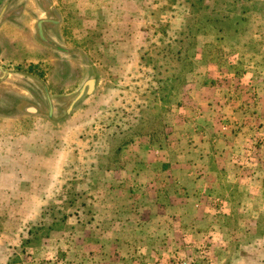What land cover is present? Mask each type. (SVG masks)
I'll list each match as a JSON object with an SVG mask.
<instances>
[{"label":"rangeland","instance_id":"obj_1","mask_svg":"<svg viewBox=\"0 0 264 264\" xmlns=\"http://www.w3.org/2000/svg\"><path fill=\"white\" fill-rule=\"evenodd\" d=\"M50 2L66 51L0 83V264H264V0Z\"/></svg>","mask_w":264,"mask_h":264},{"label":"crops","instance_id":"obj_2","mask_svg":"<svg viewBox=\"0 0 264 264\" xmlns=\"http://www.w3.org/2000/svg\"><path fill=\"white\" fill-rule=\"evenodd\" d=\"M31 7L34 9V4H31ZM36 11H40V9H36ZM38 18L45 17L40 15ZM35 21L36 17L24 12L18 17L11 16L6 22L3 21L0 24V63L4 65L3 69H5L3 75L0 74V83L6 81L5 78L11 75V65H16L20 58L32 60L31 54L36 49L44 51L45 55L50 52L55 54L57 50L66 51L57 45L55 37L48 32L45 34L50 41L42 39L43 37L41 38L37 32L35 34L34 32L37 30L34 25ZM34 39H37V42ZM16 106L17 104L10 109L14 110L13 114L18 110ZM0 165L4 168V123H0ZM3 172L2 169L1 173Z\"/></svg>","mask_w":264,"mask_h":264},{"label":"flooded vegetation","instance_id":"obj_3","mask_svg":"<svg viewBox=\"0 0 264 264\" xmlns=\"http://www.w3.org/2000/svg\"><path fill=\"white\" fill-rule=\"evenodd\" d=\"M46 3L45 8L49 10V6H51L50 0H44ZM31 5L30 3H27V0H0V24L4 21L6 22L9 17L14 16L18 17L24 12H28L27 6ZM51 11L55 13V9L50 7ZM29 13V12H28ZM32 15V14H30ZM33 16V15H32ZM45 17V16H44ZM36 31L41 36L42 39L45 41H50V39L47 38L46 32L50 34V30L52 28H55L59 20H57L55 17L46 16L45 18H39L38 21H36ZM43 32V33H42ZM54 37V35H52ZM4 65H1L0 63V74L3 75L4 73ZM0 75V77H1Z\"/></svg>","mask_w":264,"mask_h":264},{"label":"trees","instance_id":"obj_4","mask_svg":"<svg viewBox=\"0 0 264 264\" xmlns=\"http://www.w3.org/2000/svg\"><path fill=\"white\" fill-rule=\"evenodd\" d=\"M130 141H131V140H129V139H124V140L122 141V144L119 145V146L117 147V150L120 151V150L125 146V144H127V143L130 142Z\"/></svg>","mask_w":264,"mask_h":264}]
</instances>
